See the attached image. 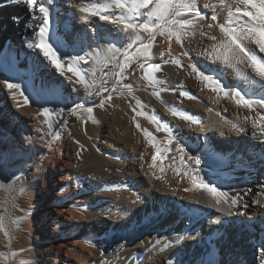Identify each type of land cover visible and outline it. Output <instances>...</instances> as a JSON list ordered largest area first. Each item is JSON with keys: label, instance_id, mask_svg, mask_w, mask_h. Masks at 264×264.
I'll use <instances>...</instances> for the list:
<instances>
[{"label": "bare ground", "instance_id": "obj_1", "mask_svg": "<svg viewBox=\"0 0 264 264\" xmlns=\"http://www.w3.org/2000/svg\"><path fill=\"white\" fill-rule=\"evenodd\" d=\"M69 1L73 9L44 0L56 69L33 43L45 26L40 0L31 8L29 0H0V217L8 232H0V264H264V107L235 97L264 98V84L245 64L212 55L225 39L227 7L196 0L200 16L181 17L192 20L181 43L157 33L145 57L134 54L148 33L124 25L161 23L147 10L134 17L111 0ZM204 4L214 6L215 21ZM66 11L69 46L60 26ZM125 52L133 59L123 68ZM80 56L78 77L67 68ZM193 177L227 197L217 204Z\"/></svg>", "mask_w": 264, "mask_h": 264}, {"label": "snow or ice", "instance_id": "obj_2", "mask_svg": "<svg viewBox=\"0 0 264 264\" xmlns=\"http://www.w3.org/2000/svg\"><path fill=\"white\" fill-rule=\"evenodd\" d=\"M37 0H29L28 7L31 8L35 5ZM237 4L244 5L243 8L236 6L233 11L232 7L225 4V0H220L221 7H227V21L225 24L220 25V31L224 34L225 39L222 40L218 45L213 48L212 55L217 60H223L224 63H232L233 66L236 64H245L246 67L251 68L252 73L255 74V77H259V84H264V56H261L260 53H264V0H236ZM48 4L52 3V0H47ZM111 6H114L116 9H119L121 12L125 10L131 12L134 17H139L141 15L140 10H147V15L149 17L155 18L161 23L155 25H149L147 23H141L139 25L133 23L131 20L125 22V30L129 27L136 30L139 27L143 32L148 33L149 42L144 44L142 43L140 47L136 49L134 55H141L147 57L151 54L152 42L155 40L157 32L161 36H167L169 39L175 38L176 43L180 44L184 35L187 33L188 26L192 23L190 19H182L186 14L191 13L193 16H200V12L197 11L196 0H133L129 5L125 0H111ZM205 9L212 8L213 14L211 15V20L215 21L217 16L215 14V8L211 4H204ZM39 12L42 14V22L45 25L41 27L39 32L36 33L37 39L33 42L34 46L38 48L47 60L56 69H61L62 65L57 59L56 51L53 50L47 40V24L49 17V10L46 7L44 0H40L39 3ZM92 15H97L93 12ZM247 18L246 20L244 18ZM100 20L112 21L113 17L108 15H99ZM116 20H124V17H115ZM213 25L208 24V28H211ZM212 39H216L212 37ZM245 41H250L254 43L258 52L255 49L249 48L245 45ZM124 64L123 68H126L130 61L133 59V56H130L128 52L124 54ZM163 55V53L161 54ZM184 56H188L189 52H183ZM73 64L67 68V72L73 73L79 77V73L75 71V64L79 60H84V57H74L72 58ZM167 63V61H165ZM179 66V62H175ZM191 70L193 73H196L199 79L202 82H211L213 90L223 91L221 87V82L214 78L213 76L207 75L202 72L196 64H190ZM143 67V65H142ZM152 69H149V72ZM145 78L148 76L146 74ZM253 77H250V79ZM80 82H83V78H80ZM7 88L9 90L19 91V86L13 83H7ZM186 93L181 92V95ZM235 97L238 98V104H242L245 107L251 108L253 103L264 107V98L258 100H248L245 99L239 91L235 92ZM15 99V97H13ZM111 99V97H109ZM24 103H28V99L25 98ZM80 107V105H77ZM103 107V104H101ZM73 113L75 109L72 110ZM89 113L92 112V108L87 109ZM45 112H48V109H45ZM160 127H163L162 124H158V130ZM253 128H256L257 125L253 123ZM243 131V129H241ZM145 136L151 140V136L148 132L145 131ZM255 134V133H254ZM154 146V145H153ZM180 152H183V149H178ZM159 154V149L157 150ZM153 156V165L158 158ZM189 159H192L189 157ZM3 162V154H0V163ZM195 165L200 164L199 159L193 160ZM163 172V168H161ZM193 183L196 187H201L208 193H211L214 197H217V204L220 203V197H227V193L218 192L216 187H209L207 184H204L202 181L197 184L195 177L192 178ZM227 202V200H225ZM237 203L236 199H232V206L234 207ZM232 215H241L240 213H232ZM0 232H3L5 236L8 235L6 231L5 218L0 217ZM3 254L0 253V256ZM260 256L262 262H264V248L260 249Z\"/></svg>", "mask_w": 264, "mask_h": 264}, {"label": "rangeland", "instance_id": "obj_3", "mask_svg": "<svg viewBox=\"0 0 264 264\" xmlns=\"http://www.w3.org/2000/svg\"><path fill=\"white\" fill-rule=\"evenodd\" d=\"M66 1H68V2H66V4L67 3H69V5L71 6V9H73V6H72V4H71V2L69 1V0H66ZM68 5V6H69ZM67 11H69V10H67ZM67 11L65 12V14H63L64 16H62V18L60 19V26H61V29H62V32H63V44L65 45V46H69L70 45V42L72 41V30L69 28V26L68 25H66L67 24V22H70L69 21V19H70V17L67 15V14H69V13H67ZM71 13V12H70ZM63 17H64V19H63ZM157 33H159V32H157ZM67 83V82H66ZM67 85H69L68 83H67ZM102 140V137L99 135V141H101ZM100 149L103 151V152H106L107 153V150H105L104 148H103V145L102 146H100ZM120 150H122V147H120L119 148ZM123 152L125 153L126 151L125 150H123ZM83 159V160H82ZM82 159H81V163H82V165H84V166H87V163H86V161H85V158H83L82 157ZM85 163V164H84ZM83 175V174H82ZM121 184V183H120ZM43 194V193H42ZM44 198V195H42V199ZM110 220H112V219H110ZM115 222V221H114ZM253 245H255V242L253 243Z\"/></svg>", "mask_w": 264, "mask_h": 264}]
</instances>
